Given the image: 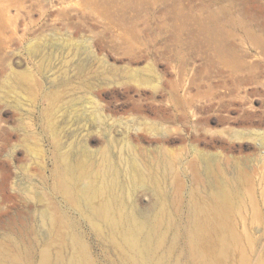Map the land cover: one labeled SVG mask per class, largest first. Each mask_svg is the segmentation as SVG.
Returning <instances> with one entry per match:
<instances>
[{
    "label": "rangeland",
    "instance_id": "obj_1",
    "mask_svg": "<svg viewBox=\"0 0 264 264\" xmlns=\"http://www.w3.org/2000/svg\"><path fill=\"white\" fill-rule=\"evenodd\" d=\"M70 150L135 173L139 220L164 206L141 264H264V0H0V264L72 235L91 264H132L57 190ZM160 163L163 203L145 172ZM224 187L232 207L197 249L194 205L207 217Z\"/></svg>",
    "mask_w": 264,
    "mask_h": 264
},
{
    "label": "bare ground",
    "instance_id": "obj_2",
    "mask_svg": "<svg viewBox=\"0 0 264 264\" xmlns=\"http://www.w3.org/2000/svg\"><path fill=\"white\" fill-rule=\"evenodd\" d=\"M94 167L99 170H95ZM94 167L85 154L76 157L71 150L64 153L61 155L55 171L56 188L70 203L78 206L79 209L81 208L94 226L100 228L103 225L108 230L112 241L115 244L118 242L121 245L122 251L132 264H141L138 261L139 259L137 260V257L147 256L152 251V244H155L151 236L143 237L144 230L147 225H150V222L154 226H160L163 223L162 212L165 211L163 210L164 206L160 207V212L154 216L155 218L152 221L139 220V216L135 213L136 211L125 210V203L129 197L128 195L131 196V194L127 193L128 190H126V182L124 180H129V183L131 181L134 182L137 177H135V173H129L125 176V179H121L125 172L109 161L100 168H97L95 165ZM168 168L160 163L149 169L147 168L145 171L149 179H152V184L160 194L162 203L165 193L163 189H159L158 181L160 175L162 176L165 173L167 175ZM85 179L89 180V183L83 188H79V183ZM141 183L144 182L141 181ZM230 189L224 187L217 192L214 207L212 206L207 217L198 216L202 212L198 213L197 206L196 204L194 205V218L193 224L191 223L190 236L193 244L196 246L195 248L198 249V245L205 240L210 226L224 225L225 216L232 207L233 202V193ZM125 198L127 199L125 200ZM206 221H212V224H208ZM65 225H68V221L62 216L50 218V234L53 235L52 233ZM234 236L233 234H229L223 240L222 254H226L230 249L231 244L235 241ZM63 247L56 252L46 249L42 255L40 264H54L53 262L56 264H91L86 246L75 235L70 236L68 242ZM64 251H70L71 256L67 258Z\"/></svg>",
    "mask_w": 264,
    "mask_h": 264
}]
</instances>
